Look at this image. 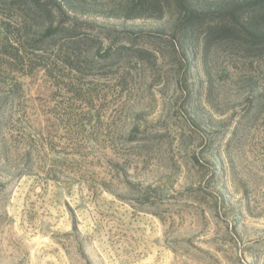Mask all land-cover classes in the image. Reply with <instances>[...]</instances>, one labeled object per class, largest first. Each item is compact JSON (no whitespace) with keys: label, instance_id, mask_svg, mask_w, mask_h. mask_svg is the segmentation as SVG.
<instances>
[{"label":"rangeland","instance_id":"obj_1","mask_svg":"<svg viewBox=\"0 0 264 264\" xmlns=\"http://www.w3.org/2000/svg\"><path fill=\"white\" fill-rule=\"evenodd\" d=\"M54 1L75 34L37 43L0 0V264H264V51L172 2Z\"/></svg>","mask_w":264,"mask_h":264},{"label":"trees","instance_id":"obj_2","mask_svg":"<svg viewBox=\"0 0 264 264\" xmlns=\"http://www.w3.org/2000/svg\"><path fill=\"white\" fill-rule=\"evenodd\" d=\"M50 2L52 0H49ZM63 0H59V3ZM172 2L181 12V20L174 29L180 34L186 35L194 31L202 30L203 44L208 47L212 42L240 43L244 48L255 51H264V0H239L230 2L220 11L210 12L202 9L197 0H131V5L126 10L127 17L131 18L132 11H153L163 15V4ZM55 10L58 14L66 15L62 11V5L56 4ZM201 10H198L197 7ZM34 11L44 14L48 22L42 28V35L37 43H51L54 38L62 32L71 37L75 34L74 28H61L54 26L51 21L52 10L45 9V4L40 0H33ZM37 14V12H34ZM36 43V44H37ZM220 171V167L213 170V175Z\"/></svg>","mask_w":264,"mask_h":264}]
</instances>
